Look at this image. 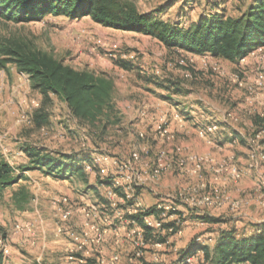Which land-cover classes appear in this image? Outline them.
<instances>
[{"label": "rangeland", "instance_id": "obj_1", "mask_svg": "<svg viewBox=\"0 0 264 264\" xmlns=\"http://www.w3.org/2000/svg\"><path fill=\"white\" fill-rule=\"evenodd\" d=\"M133 1L140 12L161 11L165 21L184 25L208 10L206 0ZM218 1L227 15L234 16L249 3ZM14 40L48 52L78 71L111 79L115 111L113 124L106 129L102 128L105 122L90 127L78 122L67 105L53 97L48 124L38 126L33 115L41 107L42 95L13 63L6 68L0 66V160L13 167L15 176H23L0 193V264H93L100 257L109 262L114 256L120 258L116 264H179L195 244L213 249L226 231L249 236L264 224V200L257 199L263 194L257 184L264 179V126L255 123L258 117L264 125V92L257 88L259 77L264 75V52L235 64L208 55L169 52L152 37L106 28L91 18L48 16L24 23L0 18V44ZM120 59L128 61L133 69L126 71L116 66L115 61ZM168 81L180 86L181 92L160 86ZM173 108L179 116H185L183 121L190 132L180 137L191 144L190 148L179 144L174 158L169 152L175 147L170 143L173 139H161L156 131L160 124L170 130ZM205 124L220 128L202 138L198 133ZM29 147L57 158H86L84 164L103 155L108 159L104 165L108 176L102 177L98 169L90 172L84 168L83 176L66 178L64 183L35 168L25 152ZM204 148L205 154L195 152H204ZM160 151H165L173 163L197 155L203 159V170L195 174L172 166L153 180L152 170ZM134 153L141 156V163L136 166L139 171L132 186L142 210L192 190L198 197L218 193L222 204L189 208L175 201L181 209L179 233L162 235L169 241L166 247L140 250L133 244L137 236L132 227L118 218L119 210L109 208L104 184ZM252 163L256 168H250ZM233 165L241 172L237 181L228 170ZM242 182L251 185L248 190L240 188ZM20 191L28 196L23 210L15 203ZM235 201L242 203L239 208L232 207ZM88 206L96 208L97 221L107 233L101 242L84 245V253L77 252L75 238L85 231L82 211ZM64 213L69 215L67 220L63 219ZM199 213L219 222L202 223ZM3 247L9 251L7 256ZM140 251L138 257L136 253ZM80 255L88 261L81 263ZM198 257L195 264H208L204 254Z\"/></svg>", "mask_w": 264, "mask_h": 264}, {"label": "trees", "instance_id": "obj_2", "mask_svg": "<svg viewBox=\"0 0 264 264\" xmlns=\"http://www.w3.org/2000/svg\"><path fill=\"white\" fill-rule=\"evenodd\" d=\"M206 4L208 10L204 15H198L195 21L187 25L180 21H165L160 15L161 11L140 12L133 0H0V18L24 23L48 16L70 19L90 17L96 24L106 28L152 37L169 52L208 55L230 63H237L264 47V0H249L238 16L227 15L218 0H206ZM182 16L186 17V14ZM9 63H13L20 74H26L33 88L43 97L41 107L33 115L36 125L48 124V110L53 104V97L64 102L71 115L82 124L95 127L105 122L103 129L113 124L114 82L105 75L78 71L64 65L52 54L23 41L0 44V66L6 68ZM115 64L126 71L133 69L126 60H116ZM160 86L174 93L182 90L169 81ZM256 119L255 123L264 126L262 120ZM25 152L32 158L35 168L45 170L47 175L62 180L83 176L86 158H57L36 147H29ZM22 178V175H14V169L7 161L0 160V193ZM104 184L108 186L110 182ZM16 198L17 208L23 210L27 194L20 191ZM154 213L155 208L147 211V214ZM200 218L206 224L219 222L205 216ZM170 227L172 224L164 226L166 230ZM150 237L151 232L148 231L147 238ZM164 240L163 237L159 239L161 242ZM198 251L203 252L208 264H264V224L249 236L226 231L216 240L213 249L195 244L188 253L193 255Z\"/></svg>", "mask_w": 264, "mask_h": 264}, {"label": "built area", "instance_id": "obj_3", "mask_svg": "<svg viewBox=\"0 0 264 264\" xmlns=\"http://www.w3.org/2000/svg\"><path fill=\"white\" fill-rule=\"evenodd\" d=\"M264 52V47L258 48L256 51L249 54L247 57L241 59V62H244L249 56L253 55H260ZM239 61V62H240ZM181 63H184V61H181ZM26 75V74H22ZM27 76V75H26ZM29 78V77H28ZM257 88L264 92V75H261L259 77V81L257 84ZM219 125L210 124L208 126L205 124L202 127V130L198 133V135L202 138H206V135L215 134V131L219 129ZM157 135H159V138L161 139H174V135L168 130L163 124L158 125L156 128ZM140 137L143 138V135H140ZM178 155H181L180 152H178ZM255 158V157H253ZM258 158V157H257ZM171 159V158H170ZM167 156V153L165 151H160L155 160V168L152 170V176L151 178L153 180H158L159 177L163 174L164 171L168 170L170 167L175 166L180 170H185L187 172H192L195 174H201L203 170V159L200 157H197V155H192L184 159H178L174 163L172 160H170ZM260 159V157H259ZM254 160V159H252ZM258 160V159H257ZM257 160H254V162H257ZM108 162V159L103 155H96L92 159L91 163L84 164V168L86 171H95L98 169L102 177L108 176V169L104 167L106 163ZM141 163V156L138 153H134L132 155V158L130 161H128L123 167L118 168V172H112L113 176L112 179H109L107 181L110 182V185L107 186L106 194H107V201L109 208H112L114 210L118 211V218L122 221L123 224H126L128 226H131L134 234L137 236V240L135 243H133L137 248L141 250L143 247L153 246L155 248H162L169 245L168 239L165 238L163 242L159 241V239L162 237V235L165 232L174 233L175 229L177 228L176 233H179L180 230V213L181 209L177 202H181L186 207H211L214 205H221V200L218 198V193L216 196L212 197L210 195L204 194L202 196L199 195L196 196L195 192L187 191V192H181L178 193L175 197H170L169 199L160 200L161 203H158L155 206V213L154 214H147V211L142 210L141 203L138 201V197L134 194L133 191V179L138 174V169L136 168L137 165ZM190 165H192V168H190ZM225 166H221V169H224ZM251 169L256 168L255 165L252 163L250 166ZM124 170V171H123ZM229 172L233 178L234 181H237L241 178V172L240 169L237 167V165H233L229 167ZM219 172V170H218ZM106 181V182H107ZM204 186H202L201 189ZM257 188L259 192H262L263 194L258 197L259 200H264V179L260 180L257 184ZM190 194V196H188ZM163 202L165 204H163ZM223 202V201H222ZM241 202L235 201V203L232 204L233 208H239L241 206ZM100 208V207H99ZM121 208V210L119 209ZM83 213V219H84V227L85 231L83 232L81 237H76L75 241L77 242L76 248L77 252L80 250L83 252V247L88 246L91 242L99 243L103 240V235L107 233V231L103 230L97 219H98V213L94 206H88V208L84 209L82 211ZM128 214L127 217H123V214ZM122 214V215H121ZM201 216L202 213H199ZM69 218L68 213L63 214V219L67 220ZM100 222V221H99ZM109 224V223H108ZM166 224H172V227L170 229L166 230L164 226ZM148 231L151 232V237L147 238ZM3 253L5 256L9 254L8 249L3 247ZM84 253V252H83ZM141 251L136 253L138 257H141ZM200 254H203L202 251H198L193 255L184 256L180 258L179 264H195L197 263L198 256ZM81 263H84V259H88L87 257H81L80 255ZM118 256H114L111 261L107 262L101 257L96 259L94 262L95 264H116L119 261ZM90 261V260H89ZM86 262V260H85Z\"/></svg>", "mask_w": 264, "mask_h": 264}, {"label": "crops", "instance_id": "obj_4", "mask_svg": "<svg viewBox=\"0 0 264 264\" xmlns=\"http://www.w3.org/2000/svg\"><path fill=\"white\" fill-rule=\"evenodd\" d=\"M144 13H147V12H144ZM89 19L90 17H85V18H83V19ZM238 63V62H237ZM237 63H235V64H237ZM171 112H172V116H171V118H172V122H171V125H170V131L173 133V134H175V136H176V139L177 140H175V139H173V141H171L170 143H172V145H174L175 147L173 148V150H171V151H169L170 152V154H171V157L172 158H174V156H176V154H175V150H176V147L179 145V144H182L183 146L184 145H186L187 147H191V146H189V145H191V144H188L187 145V142H185L184 140H185V138L184 137H180L181 135H183V134H186V133H189L190 131L189 130H187L186 129V127H185V123H184V121H183V119H185V116H179V113H178V111L176 110V109H172L171 110ZM184 114H186V113H184ZM192 124H194L193 126H196V124L195 123H192ZM199 128H200V125H199ZM233 134H231L230 136H232ZM233 138H235V139H239L238 138V136H234ZM232 140V139H231ZM176 141V142H175ZM180 141H182V142H180ZM205 149L206 148H204V150H202V151H204V152H201L200 150H197V151H195V152H197V153H199V154H205ZM209 167H215V165H210ZM209 170H212V169H209ZM210 175H212V173H209ZM62 182H66V180L64 179V181H62ZM247 183L246 182H242L241 184H240V188H245L244 190H248V188L251 186H248V185H246ZM60 192H63V189H60L59 190ZM234 194H236L235 192H232V196L233 197H235V195ZM199 216H200V214H199Z\"/></svg>", "mask_w": 264, "mask_h": 264}]
</instances>
